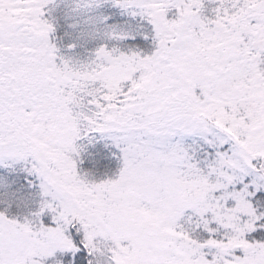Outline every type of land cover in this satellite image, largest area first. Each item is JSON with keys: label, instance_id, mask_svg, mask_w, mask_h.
I'll use <instances>...</instances> for the list:
<instances>
[{"label": "snow or ice", "instance_id": "obj_1", "mask_svg": "<svg viewBox=\"0 0 264 264\" xmlns=\"http://www.w3.org/2000/svg\"><path fill=\"white\" fill-rule=\"evenodd\" d=\"M0 264H264V0H0Z\"/></svg>", "mask_w": 264, "mask_h": 264}]
</instances>
